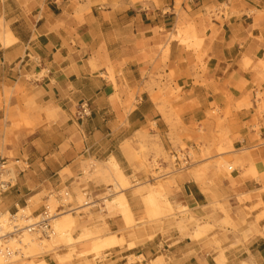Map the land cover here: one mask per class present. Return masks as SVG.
<instances>
[{"label":"crops","instance_id":"0c3cea01","mask_svg":"<svg viewBox=\"0 0 264 264\" xmlns=\"http://www.w3.org/2000/svg\"><path fill=\"white\" fill-rule=\"evenodd\" d=\"M82 106L89 116L79 118ZM136 134L176 159L164 178L169 202L198 207L200 217L211 202L228 203L231 220L246 226L218 232L217 246L212 232L170 221L162 231H139L131 247L124 237L100 261L90 254L94 240L120 238L124 221L102 215L100 203L88 212L74 204L72 242L40 258L264 264V0H0V164L12 157L16 172L1 211L36 216L43 193L65 188L75 199L83 184L97 202L104 185L84 183L83 163L111 159L130 171L124 144ZM222 163L232 171L222 173ZM133 191L121 192L139 213Z\"/></svg>","mask_w":264,"mask_h":264},{"label":"rangeland","instance_id":"374dc122","mask_svg":"<svg viewBox=\"0 0 264 264\" xmlns=\"http://www.w3.org/2000/svg\"><path fill=\"white\" fill-rule=\"evenodd\" d=\"M124 148L130 157L126 153V163L128 164L130 171L123 172L115 164L114 161L106 162L105 164H99L93 161H86L82 165V170L85 173L84 183L88 179L99 180L104 185V189L96 197L97 202L93 201L92 196H90L86 188V185H79L75 187V199L71 194L65 196L67 190L63 188L58 194L45 192L44 196H47V202L44 204L49 208V211L53 213L56 208L62 206L59 215L67 214L70 216L72 210L69 209V205L83 206L86 208L85 211L88 212L90 207L96 203H100L97 206L102 215L104 213L111 216H120L125 224L126 230L120 232V238L115 235H109L106 238L114 237L115 241L113 245H122L124 243V237H127L132 242L128 244V247L133 246L136 240L137 233L139 231H146L148 228H153L154 231H162L163 227L170 222L176 221L175 225L180 229L187 231L202 232L206 235L212 232V236L209 239L210 244L220 245V240L217 238L218 232L223 234H230L231 232L236 233L241 228L245 227L246 222L239 224L233 222L230 216L231 208L228 203H223L219 205L218 202L213 201L207 208H203L207 211V216L202 214L200 217L198 214V207L194 209L182 208L179 205H173L169 202L168 198V186L169 183L165 178V174L175 167V159L169 154L165 153L159 143L152 142L148 143L144 140V137L136 134L133 138L129 139L125 144ZM185 146L181 145L180 149L184 150ZM178 150V149H176ZM190 155V165L188 168L195 165L196 157L194 153L189 151ZM183 154L180 153L179 157L183 158ZM13 158L8 159V163L5 164L6 174H3L2 179L12 178L14 181L16 172L14 170ZM210 165V163H208ZM229 163H222L220 165L221 171L224 174H228L230 171ZM234 166V165H233ZM235 167V166H234ZM91 171V175L90 172ZM138 172H144L147 179L141 181L137 178ZM131 175V176H127ZM119 183V184H118ZM117 184V185H116ZM118 187V188H116ZM133 187V196L140 198L142 204V210L139 213L134 212L132 206L129 207L126 200L124 192L122 190ZM75 200V203H74ZM43 205V206H44ZM5 212V213H4ZM10 214V215H9ZM7 213L6 211L0 210V234L9 233L13 226L21 227L23 225L33 223L36 220V216L32 215L29 208L18 209L14 213ZM17 216L11 224H7L4 228V224L7 223L10 217ZM222 216V217H221ZM71 217V216H70ZM259 219V217H256ZM74 224V225H73ZM241 225V226H239ZM76 226V220L71 218V222L68 226L64 228L57 227L55 223L51 222L52 232L55 235H50L48 238L41 237L39 234H30V242L27 245H23L24 239L23 234H18L17 236L11 237L17 242L12 244L0 245V264H46L42 258L44 252H50L60 245H67L71 240L70 236L74 231ZM95 233H88L87 236H94ZM98 235H102L99 232ZM198 234L193 235V239L198 240ZM102 238H97L94 240L92 251L90 252L92 258L102 261L104 259L101 251L105 248H97L99 244L102 243ZM200 239V238H199ZM12 241V240H8ZM43 241V242H42ZM44 241H47L44 243ZM104 241V240H103ZM9 247L12 250H18V254L7 260L4 257L3 249L4 247ZM108 248V247H107ZM70 259L71 255H67ZM58 260H63V258H58ZM136 259L133 257L128 258V264H132Z\"/></svg>","mask_w":264,"mask_h":264},{"label":"built area","instance_id":"2783aa9c","mask_svg":"<svg viewBox=\"0 0 264 264\" xmlns=\"http://www.w3.org/2000/svg\"><path fill=\"white\" fill-rule=\"evenodd\" d=\"M77 116L79 118H84L89 116V112L87 108L85 106H82ZM178 162H180L181 164V169H184L188 166V161L185 160L184 158H180ZM228 170L232 171L231 167H229ZM3 174L7 175L4 162L0 164V195L8 191L12 181V178L2 179ZM61 208L62 206L56 208V210L53 213H51L49 211V208L45 205L42 208V210L37 214L35 222L32 225L28 226L27 228H29L30 231L39 234L41 237L48 238L52 234L51 221L54 217L57 216L58 213H60L58 209ZM19 231L20 229H18V226H13L11 232H9L7 236L9 237L17 236L19 234ZM7 240L8 239L6 238L3 242L7 244L8 243ZM3 254L7 260H10L11 257H14L15 255L18 254V250H12L11 248L6 246L3 249Z\"/></svg>","mask_w":264,"mask_h":264},{"label":"bare ground","instance_id":"6f19581e","mask_svg":"<svg viewBox=\"0 0 264 264\" xmlns=\"http://www.w3.org/2000/svg\"><path fill=\"white\" fill-rule=\"evenodd\" d=\"M119 184V183H118ZM117 185V184H116ZM116 188H118V187H116ZM60 213H58L57 214V216L56 217H54L53 219H52V223H55L56 225H57V227H60V228H64V227H66V226H68L69 224H70V222H71V217L69 216V215H67V214H63V215H59ZM10 219L11 220H9L8 219V221H7V223L6 224H4L3 226H4V228H6V226H7V224H11L12 222H15L14 220H16L17 219V216H14V217H10ZM16 223V222H15ZM34 223V222H33ZM33 223H29V224H26L25 223V225H23V226H21V227H19L18 229H20V231H19V234H23V236H24V239H23V241L22 242H20V243H22L23 245H27L29 242H30V234L32 233V234H36V233H34V232H32V231H30L29 230V228H27L28 226H30V225H32ZM13 224V223H12ZM51 235H55V233L54 232H52V234ZM8 239V240H12L11 242L10 241H8L9 242V244H12V243H14V242H17L16 240H14L13 238H11V237H9V236H7V233H4V234H0V245H4L5 243L3 242L5 239ZM104 240V241H103ZM102 240V243L101 244H99L98 246H97V248H107V247H109L110 245H113V242L115 241V239H114V237H111V238H105V239H103ZM43 242V241H42ZM45 242H47V241H44V243ZM6 246V245H5Z\"/></svg>","mask_w":264,"mask_h":264}]
</instances>
